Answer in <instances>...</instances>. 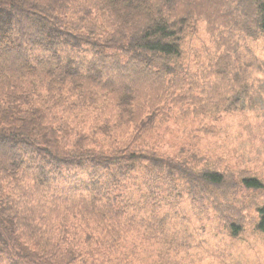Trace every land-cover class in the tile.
<instances>
[{
  "label": "trees",
  "instance_id": "1",
  "mask_svg": "<svg viewBox=\"0 0 264 264\" xmlns=\"http://www.w3.org/2000/svg\"><path fill=\"white\" fill-rule=\"evenodd\" d=\"M245 1L264 36V0ZM176 2L0 0V246L10 254L8 264H149L148 253L122 241L132 232L142 245L153 238L149 232L168 225L165 175L169 186L177 178L190 191L226 182L217 171L175 164L184 148L150 143L143 118L104 114L142 112L144 93L154 112L169 100L180 38L163 9ZM108 50L124 61L108 65ZM140 77L148 81L141 85ZM176 84L190 94L181 79ZM90 98L103 112L87 110L95 117L84 125L69 113L94 104ZM154 112L146 116L151 121ZM111 126L119 136L108 133ZM141 171L147 173L139 183ZM239 183L247 191L264 187L251 178ZM235 203V197L227 203L233 213L224 218L233 236L243 231ZM214 209L219 218L217 201ZM259 214L257 230L264 234V206ZM160 238L162 248L175 245ZM165 249L153 264H166Z\"/></svg>",
  "mask_w": 264,
  "mask_h": 264
},
{
  "label": "rangeland",
  "instance_id": "2",
  "mask_svg": "<svg viewBox=\"0 0 264 264\" xmlns=\"http://www.w3.org/2000/svg\"><path fill=\"white\" fill-rule=\"evenodd\" d=\"M163 12L180 38V56L171 60L176 76L169 75L173 81L167 83L168 104L154 112L144 93L142 112L108 109L104 114L114 120L143 118L144 131H151L147 135L150 143L161 141L164 150L184 148L175 164L190 163L198 173L217 171L226 182L218 189L190 191L177 178L169 186L165 175L161 193L171 203L162 213L168 225L149 232L153 238L142 245L135 233L132 239L131 232L122 246H138L140 252L148 253L143 256L149 264L158 260L164 248L166 264H264V234L257 230L264 189L247 191L239 183L243 178H256L264 184V36L245 0H177L175 8ZM105 59L111 67L124 61L113 50L106 52ZM176 78L190 94L180 91ZM139 79L141 85L148 81ZM180 98L186 103L180 104ZM90 99L95 103L74 109L69 116L87 125L95 117L89 119L87 110L95 108L101 114V105ZM151 112L155 113L153 121L146 117ZM108 133L119 136V128L111 126ZM146 173L141 171L139 183ZM72 182L67 179L66 184ZM233 197V206L243 215V231L237 236L224 224V218L233 213L226 207ZM216 201L222 207L219 218ZM150 215L156 217L155 212ZM161 235L175 245L162 248ZM56 245L49 242L47 247ZM3 252L0 246V264H8L10 254Z\"/></svg>",
  "mask_w": 264,
  "mask_h": 264
}]
</instances>
